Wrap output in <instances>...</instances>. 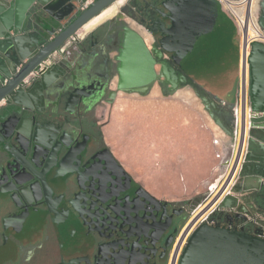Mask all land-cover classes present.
Segmentation results:
<instances>
[{
  "label": "water",
  "instance_id": "1",
  "mask_svg": "<svg viewBox=\"0 0 264 264\" xmlns=\"http://www.w3.org/2000/svg\"><path fill=\"white\" fill-rule=\"evenodd\" d=\"M86 1L0 0V103L3 99L8 102V106L0 107V153L11 159L10 164L21 169L15 175L9 174L10 179L4 172L2 179L8 180L6 186L14 187L11 192H14L13 196H17L23 205L19 207L13 203L22 211L20 223L23 225L33 221V216L40 210L30 201V197L34 199L33 185H30L29 181L20 180L22 170L31 175L32 169H38L41 165L47 167L53 158L56 159L57 164H64L75 153H77L75 157L80 158L82 162L85 153L89 151V145H84L78 138L75 139L72 133L65 132L62 136L56 133L53 137L49 126L46 128L43 124L49 119L61 117L65 129L72 132L75 127L74 110H68V106H71L74 100L77 102L74 107L84 103L81 92L87 88L86 85L91 78L87 68L79 67L83 41H75L60 62L40 73L33 86L26 89L19 87L27 74L33 70H39V66L44 61L66 46L69 39L96 18L106 6L114 5L121 0H97L89 9L82 12L79 6ZM179 1L181 24L178 26V33H180L178 42L173 48L167 49L165 46L164 48L167 53L174 55L175 63L182 70L192 75L195 81L205 83L204 79H208L209 76L200 79L194 73L204 64L212 68L210 64L213 65L214 61L210 59V56L212 57L217 47L222 48L229 43L232 35L235 36L236 28L232 20L222 11L217 0H191L194 1L192 3L190 0H186L187 3H183V0ZM70 5L75 6L69 8ZM259 6L264 8V0H261ZM170 12L174 14L173 11L170 10ZM187 16H191L192 20H186ZM259 24L264 29L260 22ZM173 30L174 27L170 33L174 32ZM221 36L225 41L220 40ZM237 52L238 60V48ZM158 55L160 58V53ZM202 55L206 57L203 58ZM118 61L121 91L148 95L151 91L150 86L158 79L156 64L160 65V73L164 81L176 86L177 78L169 75L166 63L164 61L158 63L144 38L132 29L126 30ZM21 64L23 69L17 73V68ZM249 64L251 106L256 117L250 133L248 152L234 185L221 199L216 210L210 214L208 218L210 222L219 221L227 213H235L237 219L246 220L240 211H236L240 202L234 195L235 192H253L252 202L264 212L263 43L252 44ZM7 78L10 79L9 82L3 85V80ZM61 80L65 82V89L62 93L55 92L54 88ZM187 81L186 75H181L180 82L186 85ZM39 99L44 105L42 108L36 105ZM254 133H257V137ZM66 136L70 138V142L65 140ZM65 151L64 160L58 162L60 154ZM228 163L229 159L226 165ZM114 164L118 171L126 176L128 183L143 196L144 203L141 205L143 219L149 224L146 215L150 208L157 207L158 202L135 184L115 162ZM238 181L242 186L236 188ZM134 201L137 199L135 198ZM47 211L51 213L48 205ZM115 211L116 223L122 221L121 225H127L128 228L126 217L120 213L119 209ZM1 221L4 226L5 219ZM229 222L232 227L221 222L215 225H210L208 222L200 224L188 240L180 264H264L262 230L253 231L245 226L233 227L232 217L229 218ZM138 223L139 221L134 222L133 230L138 229ZM84 226L88 225L85 223ZM119 236L124 238L123 244L126 245V251L120 250L119 247L116 249L115 264H120L123 256L122 264L126 263L128 257L129 264H140V252L135 249L136 242H131V239L128 245V231L121 229ZM7 242V237L2 239L0 237V264L13 259H8L10 245ZM124 251L125 254H123ZM129 253L130 255L127 256Z\"/></svg>",
  "mask_w": 264,
  "mask_h": 264
},
{
  "label": "flooded vegetation",
  "instance_id": "2",
  "mask_svg": "<svg viewBox=\"0 0 264 264\" xmlns=\"http://www.w3.org/2000/svg\"><path fill=\"white\" fill-rule=\"evenodd\" d=\"M96 1L93 0L92 4ZM184 2L187 3L186 0H183ZM192 2L194 1L190 0V3ZM179 3V0H122L117 5L116 15L103 22L96 31L83 40L79 67L87 68L91 78L88 80L87 88L81 92V96L86 97L85 99L82 97L84 103L74 107L77 104L74 100L72 105L68 106V110H74L75 127L72 132L65 129L61 117L49 119L43 124L46 128L49 126L53 137L56 133H60V136L65 132L72 133L75 139L78 138L84 145H89V151L85 153L82 162L80 158L75 157L77 154L75 153L64 164L61 163L62 165L57 164L53 158L47 167L41 165L38 169H32L31 175L22 170L20 180L29 181V184L33 185L34 199L30 197V201L40 210L29 224L20 223L22 211L13 203L19 207L23 205L17 196H13L14 192H11L14 187L6 186L8 180L2 179L4 172L10 179L9 174L15 175L21 169L10 164L11 159L0 153V237L1 239L7 237V243L10 245L7 256L8 259L13 258L5 264H115L116 249L119 247L120 250L126 251L124 238L119 236L121 229L128 231V245L131 239V242H136L135 249L140 252V264H167L175 237L189 220L192 209L187 205L158 200L147 192L158 205L147 211L146 217L150 223H145L141 208L144 203L143 196L128 183L126 176L118 171L114 162L135 184L141 188L143 186L126 171L104 142L101 126L93 119V113L106 102H114L120 93L131 94L119 89L118 58L127 29L134 30L145 41L144 34H147L149 44L147 41L146 43L157 62L164 61L169 75L177 78L176 86L166 83L160 73V65L156 64L158 79L154 84L158 82L157 89L161 93L171 94L182 86L193 84L190 76L175 63L174 55L167 53L164 48V46L167 49L173 48L178 42L180 34L178 26L181 24ZM85 5L86 2H82L79 10L83 12L91 6ZM114 5L106 6L96 17ZM259 5L260 2L254 21L256 25L259 21L264 26V8ZM74 6L70 5L69 8ZM170 10L173 11V15ZM187 19L192 20V17L187 16ZM173 27L174 32L170 33ZM73 43L64 46L65 50L60 54L59 60L51 66L65 57ZM48 68L50 66L45 67L42 72ZM22 69L23 64L18 66L17 73ZM39 75L38 70L31 71L22 79L19 87L26 89L33 86ZM181 75H186L188 80L186 85L180 82ZM9 80L4 79L2 84H7ZM154 84L150 86L151 90ZM63 89L65 82L61 80L54 91L62 93ZM36 105L38 108L44 106L40 99ZM5 106H8V102L3 99L0 107ZM64 138L70 142L69 137ZM65 156L66 151L60 154L58 162H62ZM135 198L137 201H134ZM47 205L50 206L51 213H48ZM115 209H119L126 217L128 228L127 225H121L122 221L116 223ZM230 217L234 221L233 227H236L234 223H238L239 220L235 213H227L216 223L221 222L230 226ZM2 219H5L4 226ZM182 220L185 222L179 229L176 226L178 221ZM136 221H139V227L135 231L133 229ZM85 223L88 226H84ZM129 255L130 253L127 256ZM123 260L124 256L120 264ZM125 264H129V257Z\"/></svg>",
  "mask_w": 264,
  "mask_h": 264
},
{
  "label": "crops",
  "instance_id": "3",
  "mask_svg": "<svg viewBox=\"0 0 264 264\" xmlns=\"http://www.w3.org/2000/svg\"><path fill=\"white\" fill-rule=\"evenodd\" d=\"M100 25L89 32L81 30L77 41L88 38ZM224 47L220 51H225ZM221 62L223 63V59ZM235 69L238 71V63ZM225 75L226 71L218 75L213 74L210 80H221ZM189 76L193 84L182 86L174 93L163 95L159 90H156V93L152 90L140 104L128 102V94L121 93L114 102H106L93 113V119L101 126L104 142L126 171L151 196L172 204L200 195H209V188L214 183L220 187V180L230 155L233 122L231 107L236 99L233 102L232 97H228L224 90H211L210 84L200 83L195 81L192 75ZM223 86L221 83L219 88ZM182 89L185 95H198L203 107L198 108L196 104L187 101L181 102V96L178 94ZM122 94L125 96L124 101L120 100ZM211 123L213 127H218V134L209 125ZM136 131L137 134L134 133ZM254 136L257 137V133H254ZM135 138L137 140H134ZM139 153L142 154L139 156ZM129 155L139 156L140 164L136 163L138 157L131 159ZM236 186L238 188L242 184L238 181ZM252 194L253 192L245 191L234 193L240 202L236 211H240L246 218L238 219V223L234 224L253 231H264V212L252 202Z\"/></svg>",
  "mask_w": 264,
  "mask_h": 264
},
{
  "label": "built area",
  "instance_id": "4",
  "mask_svg": "<svg viewBox=\"0 0 264 264\" xmlns=\"http://www.w3.org/2000/svg\"><path fill=\"white\" fill-rule=\"evenodd\" d=\"M221 6L222 11L232 20L235 25L237 36L239 39V60H238V88H237V98L233 106L231 107V112L233 116L232 123V132H231V144H230V155L229 163L225 167L223 177L220 182L224 185L227 183L231 177L230 182L226 189L222 191L220 196L217 199L216 207L212 210L215 211L221 199L229 192L230 188L234 185L237 175L240 172L242 165L245 162V158L248 152L249 138L250 133L253 129V121L256 117V114L252 111L251 106V94H250V64L249 57L251 54V46L254 42H261L264 44V29L260 26L258 21V33L255 38H251L248 33L245 35L244 29L242 28L241 22L242 16L240 15L239 8L243 7L242 0H217ZM93 3V0H87L85 6H89ZM80 37V34L72 36L68 43L69 45ZM65 48H61L58 52H55L52 56L49 57L44 63L39 66L38 73H41L45 67L51 66L53 63L59 60L60 54L63 53ZM27 82V81H26ZM223 185V187H224ZM215 190L216 193L212 191V186L209 188L210 193L207 200L210 198L213 199L217 197L220 191L223 189ZM211 212V213H212ZM210 213V214H211ZM206 216L202 219L193 229H188L189 222L191 218L185 223L182 229L179 231L175 237L173 246L169 252L167 264H180L181 257L187 246L188 240L190 239L194 230L203 222H208L210 225H215L216 222L209 221V216ZM193 216V213H192ZM231 226V225H230ZM232 227V226H231ZM241 228L242 226H236ZM262 237L264 238V231H262Z\"/></svg>",
  "mask_w": 264,
  "mask_h": 264
},
{
  "label": "rangeland",
  "instance_id": "5",
  "mask_svg": "<svg viewBox=\"0 0 264 264\" xmlns=\"http://www.w3.org/2000/svg\"><path fill=\"white\" fill-rule=\"evenodd\" d=\"M257 20H258V14H257ZM133 27H135L133 25ZM136 28V27H135ZM146 41L149 44V37L147 36V34H144ZM220 40H224L223 37H220ZM225 47V51H220L221 47H217L215 49V51H213L214 53H212V58L210 56V59L213 60L214 64H210L212 66V68H210L209 65H203V67L198 70L197 72H195L194 74H196L197 76L200 77V79H204L206 78V76L209 78L208 79H204L206 80L205 83L206 84H210V89L211 90H218L220 89V92H222L223 90L226 92V94H228V97H232V101L234 102L236 99V91H237V87H238V71L235 69V65L237 63V56H238V52H237V48L239 46V39L237 36V31L232 35L231 40L229 41V43H226L224 45ZM211 55V54H210ZM203 58L206 57L204 55H202ZM195 57V56H194ZM199 58V57H197ZM208 59V58H206ZM223 59V63L221 62V60ZM225 68V69H224ZM211 71H213V73H211ZM226 71V75L221 78V80L216 79L215 81L210 80V76L211 75H218L221 73H225ZM210 72V73H209ZM208 73V74H207ZM160 81L162 79H159ZM221 83L224 84L223 88H219L221 86ZM158 82L154 84V88L152 90H154V92H157L156 90L158 87ZM218 88V89H217ZM151 90V91H152ZM150 91V92H151ZM185 91L180 92L178 94V96H181V102L183 101H187L188 103H194V105L196 104L198 108H202V102L199 98V96L197 95H193V94H184ZM219 92V93H220ZM121 94V93H120ZM150 94V93H149ZM160 94V93H159ZM157 94V95H159ZM163 94V93H162ZM165 95V94H163ZM148 95H139V94H128V102H133L135 104H140L141 102H143V99L146 98ZM161 96V94H160ZM125 96L122 94L120 97L121 101H124ZM216 133H218V131H215ZM224 185V182L220 184V188H222ZM208 195L205 194L204 195H200L196 198H191V199H184L181 201L176 202V205H187L189 206L192 210H191V214H190V218H192V213H194L197 209H199L201 206H205L206 204H208L212 199L210 198L208 199ZM208 201V202H207ZM189 218V219H190ZM185 220L182 221H178L177 226L179 229L182 227V225L184 224Z\"/></svg>",
  "mask_w": 264,
  "mask_h": 264
},
{
  "label": "bare ground",
  "instance_id": "6",
  "mask_svg": "<svg viewBox=\"0 0 264 264\" xmlns=\"http://www.w3.org/2000/svg\"><path fill=\"white\" fill-rule=\"evenodd\" d=\"M122 1V0H121ZM259 2H261V0H242V2L240 3V4H242V6L243 7H241V8H239V13H240V15L242 16V22H241V25H242V28L244 29V33H245V35H247V33H248V35L251 37V38H255V36H256V34L259 32L258 30L259 29H257V28H259V27H256V26H258V25H256V23H255V21H254V16H255V13H256V10H257V7H258V4H259ZM119 3H120V1H119ZM118 2L113 6V7H111V8H109L108 10H106V11H104L101 15H99L98 17H96V18H94L92 21H90L87 25H85V27L83 28V32H89V31H91V30H93L94 28H96L98 25H100L101 23H103V22H105L106 20H109V19H112L115 15H116V13H117V5L119 4ZM256 18V17H255ZM181 90V89H180ZM154 92V91H153ZM154 93H156V92H154ZM177 94V93H176ZM178 104V103H177ZM181 106V105H180ZM184 109V108H183ZM150 111V110H149ZM140 112V111H139ZM152 114V113H151ZM155 114V113H154ZM144 115V114H143ZM169 116H170V114H169ZM141 117H143V116H141ZM145 117V116H144ZM148 117H150V116H148ZM152 117V116H151ZM171 118V117H170ZM133 119H134V117H133ZM143 119V118H142ZM144 119H146V118H144ZM143 119V120H144ZM150 119V118H149ZM148 119V120H149ZM185 119V118H184ZM192 119V118H191ZM132 121V120H131ZM128 122H129V120H128ZM144 122H146V121H144ZM148 122V121H147ZM152 122V121H151ZM189 122V121H188ZM153 123V122H152ZM151 123V125H154V124H152ZM131 124V123H130ZM212 124V123H211ZM211 124H209L210 126H212L213 127V124L211 125ZM136 125H139V124H137L136 123ZM146 125H147V123H146ZM145 126V125H144ZM150 126V125H149ZM193 126V125H192ZM140 127H141V125H140ZM146 127V126H145ZM144 127V128H145ZM179 127V126H178ZM217 127V126H216ZM130 128V127H129ZM144 128L142 127V129L144 130ZM158 128V127H157ZM190 128V127H189ZM214 129H215V131H218L219 129H218V127L217 128H215V127H213ZM137 129V128H136ZM140 129V128H139ZM145 130L147 131V129L145 128ZM149 130V129H148ZM142 131V130H141ZM141 131H139V132H141ZM151 131V130H150ZM128 132H129V130H128ZM131 132H133V131H131ZM134 133H136L137 134V131L136 132H134ZM152 133V132H151ZM194 133V132H193ZM133 134V133H132ZM131 134V136H133ZM144 134V133H143ZM142 134V135H143ZM145 134H146V132H145ZM148 134V133H147ZM218 134V133H217ZM135 135V134H134ZM139 135V134H138ZM162 135V134H161ZM160 136V135H159ZM135 137V136H134ZM134 137H132V138H134ZM150 137H151V135H150ZM137 139H139L138 137H136ZM134 139V140H137V139ZM141 138V137H140ZM144 139H145V136L143 137ZM154 139V138H153ZM133 140V142H137V141H134ZM140 140V139H139ZM147 140V139H146ZM145 141V140H144ZM144 141H143V144H144ZM142 142V141H141ZM140 142V143H141ZM145 142H147V141H145ZM146 144V143H145ZM147 146V145H146ZM134 147V146H133ZM145 147V146H144ZM151 147V146H150ZM150 149V148H149ZM131 150H132V147H131ZM153 150V149H152ZM147 151V150H146ZM136 152V151H135ZM138 153V152H137ZM137 153H135V154H137ZM134 154V153H133ZM142 154V153H141ZM140 153H139V156L141 155ZM130 156V158L131 159H133V158H137L138 157V159H136L137 160V162L136 163H138V165L140 164V159H139V156H137V157H135V155H134V157H132L133 155H129ZM135 159H134V161H136ZM143 160H144V158H143ZM133 161V162H134ZM143 165H144V163H143ZM200 168V167H199ZM184 180V179H183ZM230 180H231V177L229 178V180L227 181V183L224 185V187H223V189L220 191V193L217 195V197L216 198H214V199H212L208 204H206L205 206H201L199 209H197L194 213H193V216H192V218H191V221L189 222V227H188V229H193L202 219H204L206 216H208L211 212H212V210L216 207V202H217V199H218V197L220 196V194L222 193V191L224 190V189H226V187L228 186V183L230 182ZM194 182H196V181H194ZM198 182V181H197ZM173 183V182H172ZM184 183H185V181H184ZM188 183H189V181H188ZM167 184V183H166ZM171 185V184H170ZM174 185V184H173ZM184 185V184H183ZM196 185V184H195ZM170 187H172V185L170 186ZM181 187V186H180ZM185 188V187H184ZM219 188V186L216 184V183H214L213 185H212V191L214 192V194L216 193V189H218ZM176 191V190H175ZM181 191V190H180ZM184 191V190H183ZM208 202V201H207Z\"/></svg>",
  "mask_w": 264,
  "mask_h": 264
}]
</instances>
